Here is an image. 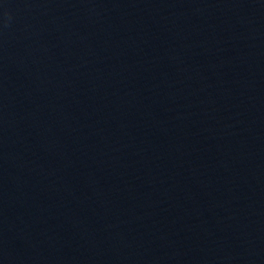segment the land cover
Segmentation results:
<instances>
[{
    "label": "water",
    "instance_id": "95a60500",
    "mask_svg": "<svg viewBox=\"0 0 264 264\" xmlns=\"http://www.w3.org/2000/svg\"><path fill=\"white\" fill-rule=\"evenodd\" d=\"M0 264H264V0H0Z\"/></svg>",
    "mask_w": 264,
    "mask_h": 264
}]
</instances>
